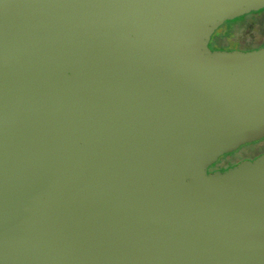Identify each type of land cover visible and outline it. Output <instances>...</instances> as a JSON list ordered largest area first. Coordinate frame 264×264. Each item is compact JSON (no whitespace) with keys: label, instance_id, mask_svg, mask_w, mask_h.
Masks as SVG:
<instances>
[{"label":"water","instance_id":"1","mask_svg":"<svg viewBox=\"0 0 264 264\" xmlns=\"http://www.w3.org/2000/svg\"><path fill=\"white\" fill-rule=\"evenodd\" d=\"M264 0H0V264H264Z\"/></svg>","mask_w":264,"mask_h":264},{"label":"rangeland","instance_id":"2","mask_svg":"<svg viewBox=\"0 0 264 264\" xmlns=\"http://www.w3.org/2000/svg\"><path fill=\"white\" fill-rule=\"evenodd\" d=\"M236 19V20H235ZM233 20H227L213 34L212 48L251 50L264 47V8ZM264 154V137L240 145L237 149L220 156V165L233 166L243 160Z\"/></svg>","mask_w":264,"mask_h":264},{"label":"flooded vegetation","instance_id":"3","mask_svg":"<svg viewBox=\"0 0 264 264\" xmlns=\"http://www.w3.org/2000/svg\"><path fill=\"white\" fill-rule=\"evenodd\" d=\"M259 11H261V10H259ZM219 159H220V158H219ZM219 159L209 167V171H210V172H211V171H216V170L225 171V170H227L228 168H230V166H226V167H224L223 165H220V163H219V162H220ZM233 166H235V165H233ZM233 166H231V167H233Z\"/></svg>","mask_w":264,"mask_h":264},{"label":"trees","instance_id":"4","mask_svg":"<svg viewBox=\"0 0 264 264\" xmlns=\"http://www.w3.org/2000/svg\"><path fill=\"white\" fill-rule=\"evenodd\" d=\"M236 20V19H235Z\"/></svg>","mask_w":264,"mask_h":264}]
</instances>
